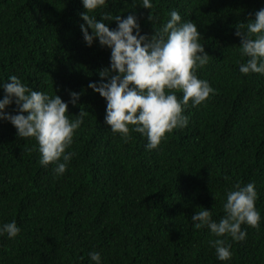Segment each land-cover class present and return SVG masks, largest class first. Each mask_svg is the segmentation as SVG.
<instances>
[{
    "label": "trees",
    "instance_id": "16d2710c",
    "mask_svg": "<svg viewBox=\"0 0 264 264\" xmlns=\"http://www.w3.org/2000/svg\"><path fill=\"white\" fill-rule=\"evenodd\" d=\"M139 3L108 0L97 19L101 11L134 14L151 36L177 10L197 25L210 55L197 75L215 89L201 105L189 101L188 125L153 150L139 133L127 142L112 133L106 101L87 87L109 66L110 49L83 41L81 0H0V79L16 75L64 101L78 92L68 114L85 110L66 149L75 155L59 177L54 164H39L34 138L17 137L0 120V224L15 220L20 228L15 238L0 236V264H94L91 251L102 264H264V75L239 72L247 58L235 35L264 0H152L151 10ZM237 182H255L261 220L257 228L241 226L246 239L232 242V257L222 262L209 244L217 237L195 229L191 216L203 207L218 221Z\"/></svg>",
    "mask_w": 264,
    "mask_h": 264
},
{
    "label": "clouds",
    "instance_id": "9594fccd",
    "mask_svg": "<svg viewBox=\"0 0 264 264\" xmlns=\"http://www.w3.org/2000/svg\"><path fill=\"white\" fill-rule=\"evenodd\" d=\"M84 11L80 13L83 41L91 47L94 40L100 47L110 49L109 66L99 71L101 79L90 82L87 87L106 101L105 124L110 131L119 134L127 142L131 133L146 138L145 149H157L174 129H183L189 123L184 109L205 102L215 89L205 79L198 78L197 69L209 62V54L200 43L201 34L191 20H182L175 9L154 34L141 33V26L134 14L125 17L100 12L108 0H81ZM152 9V0H140L138 4ZM149 20L154 17L149 14ZM115 21L111 28L107 21ZM89 29L91 32H89ZM236 36L241 38L240 56L246 61L239 63V72L247 75H264V7L250 16L247 23L236 27ZM3 98H0V120L9 121L20 138H34L39 153V164L47 167L54 164L53 173L62 176L75 155L66 151L84 123L85 110L77 115L68 114V105H76L80 93L69 91L70 99L46 91L34 90L21 83L16 75L0 79ZM177 92L182 95L178 98ZM16 105L15 114L5 109ZM67 113V114H66ZM258 193L255 182H237L225 192L222 203L223 215L212 218V210L202 207L191 216L195 229L207 228L217 239L209 241L215 250L216 259L229 261L232 257V242L244 241L246 224L257 228L261 214L255 207ZM20 232L15 220L0 224V236L9 239ZM222 237V238H221ZM230 238V240H229ZM94 264H102L99 251L89 252Z\"/></svg>",
    "mask_w": 264,
    "mask_h": 264
}]
</instances>
